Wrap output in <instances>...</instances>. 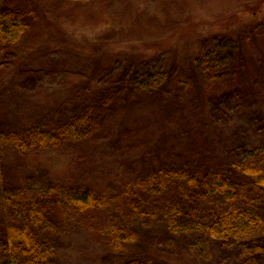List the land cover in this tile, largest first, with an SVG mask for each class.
Segmentation results:
<instances>
[{
  "label": "trees",
  "instance_id": "trees-1",
  "mask_svg": "<svg viewBox=\"0 0 264 264\" xmlns=\"http://www.w3.org/2000/svg\"><path fill=\"white\" fill-rule=\"evenodd\" d=\"M180 1L185 14L182 22L184 14H176L177 20L170 16L167 5L165 20L145 15L135 0H0L3 103L11 105L19 90L28 89L42 76L35 60L56 50L50 48L94 57L97 62L98 51L109 53L103 50H108L117 36H129L126 45L114 51L119 58L112 54L113 59L125 67L143 66L138 73L123 72L107 82L96 81L95 87L89 84L85 104L82 102L74 115L58 112L47 123L12 129L5 135L0 132V169L7 153L5 142L9 141L14 151L23 154L95 141L116 155L123 133L139 132L132 120L141 106L157 102L164 114L163 101L168 99L170 87L197 86L199 100L210 87L215 89L210 97L217 91L219 100L234 98L221 112L222 125L210 121L203 107L200 112L210 135L221 128L216 137L228 141L232 154L200 169L182 165L165 171L160 166L147 180H134L129 190L112 191L111 198L131 197L137 187L150 198L171 185L180 201L162 205L160 215L169 236L166 240L179 248L174 264H222L217 256L223 249L239 250L251 264H264V216L256 199V194L264 192V56L250 60L252 70L246 63V54L253 55L252 45H264V0ZM67 17L79 21L85 32L97 25L103 27L93 37L84 31L77 36L69 30ZM194 42L199 48L194 49ZM165 51L174 56H168L160 68H151L148 63ZM96 65H92L93 71H98ZM159 120L163 134L158 138L169 129L164 115ZM149 148L145 146L142 154L156 157L161 164L157 150L151 153ZM50 171L46 170L39 189L6 191L2 187L0 264H74L66 252L74 239L81 236L82 242L87 241L85 225L75 222L77 215L111 205L104 192L90 186L55 183ZM142 196L129 205L137 207ZM150 213L139 211L137 218H154ZM137 221L127 224L113 219L102 228L97 223L93 228L112 245L110 256L116 264H161L157 239L149 238L146 222L141 227ZM177 237L184 241L180 243ZM135 246L138 252L134 254ZM97 254L105 258L109 253Z\"/></svg>",
  "mask_w": 264,
  "mask_h": 264
},
{
  "label": "rangeland",
  "instance_id": "rangeland-1",
  "mask_svg": "<svg viewBox=\"0 0 264 264\" xmlns=\"http://www.w3.org/2000/svg\"><path fill=\"white\" fill-rule=\"evenodd\" d=\"M135 1L145 11V15H158L163 20L167 19L169 15L166 5L170 8V16L177 17V20L178 16L184 14L180 0ZM184 16L185 14L181 18V22L185 20ZM66 20L69 30L77 36H81V32L85 29L80 22H76L70 17L65 18ZM102 27L97 25L92 29H87V32L90 37H93L100 33ZM87 32L84 31L85 34ZM208 35L211 34L208 33ZM116 38L115 42L108 46V50H103L109 53L101 55L98 51L97 56H100V59H97V62L99 63L93 59L94 57L91 59V57L67 52L64 51L65 49L62 50L57 47L50 48L56 50H50L51 52L49 51L35 60V63H38L37 68L42 69V76H39L34 84L27 86L28 89L19 90L18 95H14L11 99V105L0 101V132L5 135L7 132L11 133L12 129L24 130L28 125L38 126L40 123H47L49 118H54L58 112L74 115L76 111H79L77 109L82 106V102L85 104L84 95L86 97L89 84L95 87L96 81L104 80L107 82L111 77L123 72L130 74L141 71L143 68L141 65L132 64L125 67L119 61H114L119 58L114 51L119 50L120 46H125L129 36L119 35ZM257 41L259 39H255V42ZM194 45V49H196L198 46L195 42ZM252 46L255 47L253 55L246 54V63H249L251 70L253 65L250 60L264 56V45L258 46L255 43ZM177 49L175 48V52ZM168 56H174L173 52L165 51L148 64L151 68L158 69L165 63ZM30 63L33 64V62ZM93 64H97L96 70L98 71L92 70ZM11 67H14V64ZM85 82L88 84L86 85ZM197 90L199 88L193 87V85L192 87H184L182 90L170 87L167 90L168 99L163 101L164 114L163 111L158 110L161 107L157 102L149 103L137 109L134 112L132 122L139 126V132H124L116 155L106 148L101 149L100 143L95 141H87L82 144L65 143L63 146L49 147L38 153L28 154L14 151L12 148L15 149V147L12 146L11 142H5V144L7 143L5 145L7 153L0 169V191L2 187L6 191L39 189L40 181L43 180V175L47 173L46 170H51L50 173L48 172L49 177H55L57 184L71 185L73 183L90 186L97 191L104 192L111 205L95 208L87 215L84 213L77 215L75 220L78 221L75 222L85 225L86 237L84 239L87 241L82 242L81 236L78 237L79 239H74L73 245L66 252V256L69 257L68 260L74 264L77 262L78 264H116L118 261H113L114 256H110L112 245L107 239L102 238L101 234L96 233L93 227L97 223L102 228L113 219L127 224H134L138 219L141 221L138 226L144 227L142 223L146 222L147 227L145 229L149 232V238L157 239L158 257L162 260L161 264L167 262L174 264V261L178 259L179 248L177 250L172 246L170 240L169 242L166 240L169 236H166L167 233L163 228L162 218L164 216L160 215V209L167 203L172 200L180 201V195L174 193L175 190L172 191V186L170 185L162 194L153 193L150 198L147 194H145L147 195L145 198L141 187H137L135 194L132 193L131 197L128 194V197H124L123 200L112 199L111 196L112 191L123 193L126 189L129 190L128 188L134 180L142 181L145 178L147 180L151 175L158 172L160 166L165 171H172L174 167L178 168L182 165L200 169L213 162L218 163L222 158L232 154L233 149H231L228 141L216 137L220 134L221 128L213 129L212 135H210L207 123L201 116L205 113L210 121L222 125L221 112L224 108H229V104L233 103L234 98H230L229 101L219 100L220 96L216 93L217 91H214V95L210 97L208 95L215 89L207 87L204 94L205 98L199 100ZM202 107L203 113L200 115ZM161 115L166 117L169 129L165 130L164 136L158 138L163 132L159 120ZM138 135L139 137H137ZM242 140L240 139L238 142L241 143ZM139 143L141 144L139 145ZM145 146L152 149L151 153L157 150L162 158L161 164L155 159L156 157L150 159L142 154V149ZM141 196L143 200H138L137 207L129 205V203H135ZM256 199L264 216V192L256 194ZM135 208L139 210H135ZM145 210L148 214L149 212L154 214L155 217L147 220L137 218L139 211L145 214ZM138 226L136 227L139 228ZM177 239L180 243L184 241L182 237H177ZM151 242L152 240H149L148 243ZM97 252H101L100 255L109 254L104 258L99 257ZM137 252L138 248L135 246L132 253ZM60 254L63 253L60 252ZM156 256L154 255V257ZM217 257L221 258L222 264H251L247 260V256L241 255L239 250L233 253L223 249ZM156 263L159 262L156 261ZM65 264L68 263L65 261Z\"/></svg>",
  "mask_w": 264,
  "mask_h": 264
}]
</instances>
